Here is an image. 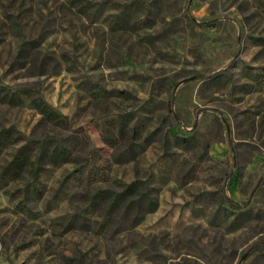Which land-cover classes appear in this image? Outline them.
Wrapping results in <instances>:
<instances>
[{
    "label": "rangeland",
    "instance_id": "374dc122",
    "mask_svg": "<svg viewBox=\"0 0 264 264\" xmlns=\"http://www.w3.org/2000/svg\"><path fill=\"white\" fill-rule=\"evenodd\" d=\"M0 135V264H264V0H0Z\"/></svg>",
    "mask_w": 264,
    "mask_h": 264
},
{
    "label": "trees",
    "instance_id": "16d2710c",
    "mask_svg": "<svg viewBox=\"0 0 264 264\" xmlns=\"http://www.w3.org/2000/svg\"><path fill=\"white\" fill-rule=\"evenodd\" d=\"M1 137V135H0ZM0 146L4 144L0 139ZM45 155L39 150L36 156V165L31 169L34 180L40 178V173L45 170ZM83 169H79L82 172ZM1 185V183H0ZM129 189L132 190L129 193ZM123 190L113 188H101L94 193L85 194L89 207L95 212H100L104 219V224L116 213H121L123 217L133 218L135 224L141 223L145 216L158 210L159 200L155 193V189L149 186L146 180L138 179L132 181L131 186ZM235 209H241L239 204H232Z\"/></svg>",
    "mask_w": 264,
    "mask_h": 264
}]
</instances>
